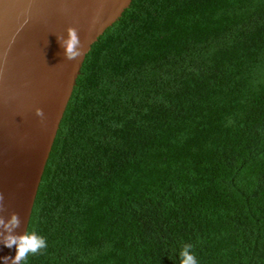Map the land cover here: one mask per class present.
Masks as SVG:
<instances>
[{"label": "trees", "instance_id": "1", "mask_svg": "<svg viewBox=\"0 0 264 264\" xmlns=\"http://www.w3.org/2000/svg\"><path fill=\"white\" fill-rule=\"evenodd\" d=\"M26 264H264V0H133L92 47Z\"/></svg>", "mask_w": 264, "mask_h": 264}, {"label": "water", "instance_id": "2", "mask_svg": "<svg viewBox=\"0 0 264 264\" xmlns=\"http://www.w3.org/2000/svg\"><path fill=\"white\" fill-rule=\"evenodd\" d=\"M133 0H0V219L29 230L40 185L77 80L92 47ZM75 29L81 55L62 46ZM0 257L16 255L4 246ZM0 264L3 261L0 260Z\"/></svg>", "mask_w": 264, "mask_h": 264}, {"label": "clouds", "instance_id": "3", "mask_svg": "<svg viewBox=\"0 0 264 264\" xmlns=\"http://www.w3.org/2000/svg\"><path fill=\"white\" fill-rule=\"evenodd\" d=\"M62 46L69 59H73L81 55L80 40L75 29H70L68 36L63 40ZM19 218L16 214L11 216V219L5 222L0 219V225L4 227L7 235L4 238V246L13 248L15 246L16 255L11 257L12 264H26L27 257L36 255L48 246L46 238L37 231H28L23 235H13L14 228L19 226ZM10 257H0L3 264H7ZM179 264H199L196 254L192 250L191 244H186L178 253Z\"/></svg>", "mask_w": 264, "mask_h": 264}]
</instances>
